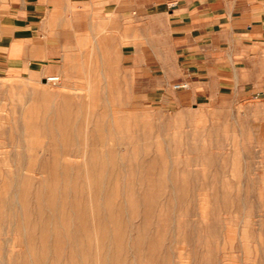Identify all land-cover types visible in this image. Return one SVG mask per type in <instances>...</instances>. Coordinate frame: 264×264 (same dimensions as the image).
Here are the masks:
<instances>
[{
  "label": "rangeland",
  "instance_id": "1",
  "mask_svg": "<svg viewBox=\"0 0 264 264\" xmlns=\"http://www.w3.org/2000/svg\"><path fill=\"white\" fill-rule=\"evenodd\" d=\"M96 40L0 75V264H264V44L183 104Z\"/></svg>",
  "mask_w": 264,
  "mask_h": 264
},
{
  "label": "crops",
  "instance_id": "2",
  "mask_svg": "<svg viewBox=\"0 0 264 264\" xmlns=\"http://www.w3.org/2000/svg\"><path fill=\"white\" fill-rule=\"evenodd\" d=\"M84 36L117 38L124 66L151 93L188 82L185 104L230 60L259 51L264 0H0V75L42 69Z\"/></svg>",
  "mask_w": 264,
  "mask_h": 264
},
{
  "label": "built area",
  "instance_id": "3",
  "mask_svg": "<svg viewBox=\"0 0 264 264\" xmlns=\"http://www.w3.org/2000/svg\"><path fill=\"white\" fill-rule=\"evenodd\" d=\"M175 89H187L189 88V83L188 82H182L174 85Z\"/></svg>",
  "mask_w": 264,
  "mask_h": 264
},
{
  "label": "bare ground",
  "instance_id": "4",
  "mask_svg": "<svg viewBox=\"0 0 264 264\" xmlns=\"http://www.w3.org/2000/svg\"><path fill=\"white\" fill-rule=\"evenodd\" d=\"M53 79H56V78H49V80H53Z\"/></svg>",
  "mask_w": 264,
  "mask_h": 264
}]
</instances>
